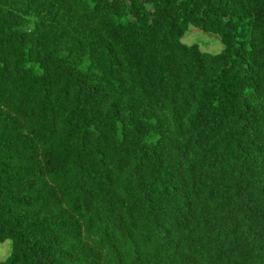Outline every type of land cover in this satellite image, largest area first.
<instances>
[{
    "label": "trees",
    "instance_id": "16d2710c",
    "mask_svg": "<svg viewBox=\"0 0 264 264\" xmlns=\"http://www.w3.org/2000/svg\"><path fill=\"white\" fill-rule=\"evenodd\" d=\"M8 239L0 264H264V0H0Z\"/></svg>",
    "mask_w": 264,
    "mask_h": 264
},
{
    "label": "rangeland",
    "instance_id": "374dc122",
    "mask_svg": "<svg viewBox=\"0 0 264 264\" xmlns=\"http://www.w3.org/2000/svg\"><path fill=\"white\" fill-rule=\"evenodd\" d=\"M183 41L192 44L197 43L200 47L212 53L220 52L223 49V43L218 35L205 32L195 26H190L189 30L183 37ZM11 251V240L8 239L0 243V260L8 257Z\"/></svg>",
    "mask_w": 264,
    "mask_h": 264
}]
</instances>
